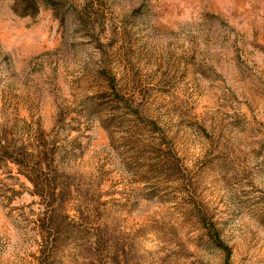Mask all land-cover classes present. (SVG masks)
Instances as JSON below:
<instances>
[{
    "label": "rangeland",
    "instance_id": "rangeland-1",
    "mask_svg": "<svg viewBox=\"0 0 264 264\" xmlns=\"http://www.w3.org/2000/svg\"><path fill=\"white\" fill-rule=\"evenodd\" d=\"M0 264H264V0H0Z\"/></svg>",
    "mask_w": 264,
    "mask_h": 264
}]
</instances>
